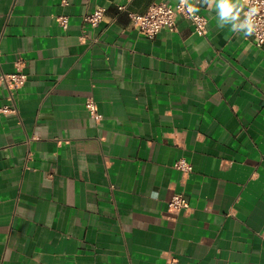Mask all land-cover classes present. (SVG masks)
Masks as SVG:
<instances>
[{"label":"crops","instance_id":"obj_1","mask_svg":"<svg viewBox=\"0 0 264 264\" xmlns=\"http://www.w3.org/2000/svg\"><path fill=\"white\" fill-rule=\"evenodd\" d=\"M155 3L0 0V75L28 77L0 86V264H264V48L240 0L149 40Z\"/></svg>","mask_w":264,"mask_h":264},{"label":"built area","instance_id":"obj_2","mask_svg":"<svg viewBox=\"0 0 264 264\" xmlns=\"http://www.w3.org/2000/svg\"><path fill=\"white\" fill-rule=\"evenodd\" d=\"M202 0H187V3L180 4V0L174 6H169L165 3L152 4L144 14L129 13L134 29L138 31L143 37L154 40L158 34L169 29L176 31L177 21L179 18L185 19L191 23L194 32L204 37L207 34V19L200 14L199 11L189 12L188 5L193 8H198ZM243 4V22L245 25L249 20L255 27V31L251 36L253 44L259 48H264V0H240ZM255 8L256 13L249 17L250 9ZM119 12L126 11L125 6H118ZM106 19V10L104 8H97L92 13L83 17V23L93 28L99 27ZM58 23L63 29L68 27L67 17H59ZM246 31V27H243ZM28 77L23 69L19 67L18 72L14 74H1L0 86H5L9 92V100L13 101L15 93L27 83ZM86 109L92 117L99 119L98 110L95 103L91 100L86 102ZM11 111L10 108L2 109V113ZM175 168L183 171H190V166L181 161L175 164ZM188 208V201L183 195H175L168 203L167 210L169 213L178 215L180 212Z\"/></svg>","mask_w":264,"mask_h":264},{"label":"clouds","instance_id":"obj_3","mask_svg":"<svg viewBox=\"0 0 264 264\" xmlns=\"http://www.w3.org/2000/svg\"><path fill=\"white\" fill-rule=\"evenodd\" d=\"M185 3H187V0H180V4H185ZM217 6L219 8V16L220 17H232L233 19L236 18V16L233 13L232 0H218ZM188 10H189V12L199 11L198 8H193L191 5H188ZM255 13H256V9L252 8V9H250L248 15H249V17H251ZM242 27H246V29H247L246 35L244 36L245 38L251 37L253 35V33L255 31V27L251 23L250 20L245 25H242Z\"/></svg>","mask_w":264,"mask_h":264}]
</instances>
